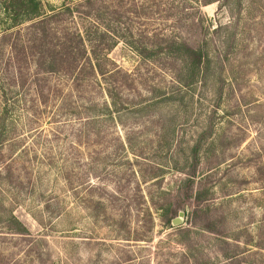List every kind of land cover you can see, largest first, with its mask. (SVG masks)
Instances as JSON below:
<instances>
[{
	"label": "rangeland",
	"instance_id": "1",
	"mask_svg": "<svg viewBox=\"0 0 264 264\" xmlns=\"http://www.w3.org/2000/svg\"><path fill=\"white\" fill-rule=\"evenodd\" d=\"M119 2L121 71L48 75L44 102L0 0V264H264V0Z\"/></svg>",
	"mask_w": 264,
	"mask_h": 264
},
{
	"label": "trees",
	"instance_id": "2",
	"mask_svg": "<svg viewBox=\"0 0 264 264\" xmlns=\"http://www.w3.org/2000/svg\"><path fill=\"white\" fill-rule=\"evenodd\" d=\"M87 2L90 3L88 7L96 0H87ZM103 2L106 5L99 4V7L91 11L74 10V6L65 4L61 9L44 13L39 0H13V6L18 9L25 8L27 20L31 22L26 29L27 36L18 28L21 22L17 19H14L13 24V28L17 29L4 33V37L9 39L13 33L9 57V64L11 61L13 63V83L20 85L22 80L24 85L27 77L30 76V85L36 88L38 95L43 96L45 102L47 95L43 93L46 87L43 81L49 80L48 75L68 76L72 79V88L78 90L90 79H97L98 73L108 80L115 73L120 72V68L114 62L112 68L102 65L103 61L111 62L108 55L114 44L119 41L117 37H115L117 39L111 37L109 26L111 23H120L125 10L119 0H114L112 5L105 0ZM75 6L84 7L81 3ZM109 37L113 41L104 43ZM31 62L34 63L32 67L29 66ZM25 72L28 74L25 75ZM188 256L189 254L185 258V264H192Z\"/></svg>",
	"mask_w": 264,
	"mask_h": 264
},
{
	"label": "water",
	"instance_id": "3",
	"mask_svg": "<svg viewBox=\"0 0 264 264\" xmlns=\"http://www.w3.org/2000/svg\"><path fill=\"white\" fill-rule=\"evenodd\" d=\"M180 215H183V213H180ZM179 222V219H175V220H173V223L174 224H176V223H178Z\"/></svg>",
	"mask_w": 264,
	"mask_h": 264
}]
</instances>
